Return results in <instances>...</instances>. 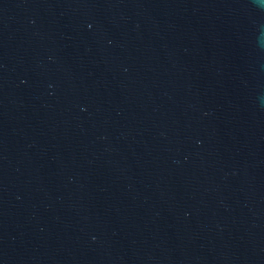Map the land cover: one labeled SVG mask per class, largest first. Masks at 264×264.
Here are the masks:
<instances>
[{"label": "water", "instance_id": "obj_1", "mask_svg": "<svg viewBox=\"0 0 264 264\" xmlns=\"http://www.w3.org/2000/svg\"><path fill=\"white\" fill-rule=\"evenodd\" d=\"M0 264H264V0H0Z\"/></svg>", "mask_w": 264, "mask_h": 264}]
</instances>
